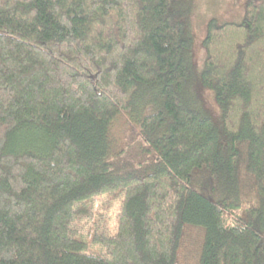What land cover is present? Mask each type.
I'll use <instances>...</instances> for the list:
<instances>
[{
	"label": "trees",
	"instance_id": "obj_1",
	"mask_svg": "<svg viewBox=\"0 0 264 264\" xmlns=\"http://www.w3.org/2000/svg\"><path fill=\"white\" fill-rule=\"evenodd\" d=\"M177 1L0 0V264H177L187 224L197 264H264V0L208 23L218 126ZM241 141L257 206L193 185L234 179Z\"/></svg>",
	"mask_w": 264,
	"mask_h": 264
},
{
	"label": "rangeland",
	"instance_id": "obj_2",
	"mask_svg": "<svg viewBox=\"0 0 264 264\" xmlns=\"http://www.w3.org/2000/svg\"><path fill=\"white\" fill-rule=\"evenodd\" d=\"M250 0H178L175 3V14L182 19L186 35L191 39L192 59L190 63L191 81L187 89L189 103L204 114L211 113L216 126L219 125L221 107L212 88L204 86L200 81V74L205 67L206 50L204 39L208 30V23L215 19L217 23L241 22L246 15V6ZM131 118V117H130ZM135 121L120 118L117 127L123 138L128 142L135 137ZM135 144L129 147L133 150ZM241 160L237 176L234 179L216 181L206 171L201 172L198 180L194 178L193 185L206 194L215 198L228 197L241 201L243 207L257 206L259 196L256 189L254 175L246 169L247 152L245 142L239 143ZM136 150V149H134ZM129 156V155H128ZM130 157V156H129ZM204 227L198 224H187L178 251L177 264H197L202 249Z\"/></svg>",
	"mask_w": 264,
	"mask_h": 264
}]
</instances>
